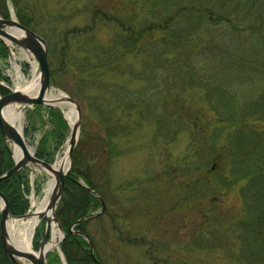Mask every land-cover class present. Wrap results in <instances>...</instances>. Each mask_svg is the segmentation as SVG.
<instances>
[{
  "label": "trees",
  "instance_id": "1",
  "mask_svg": "<svg viewBox=\"0 0 264 264\" xmlns=\"http://www.w3.org/2000/svg\"><path fill=\"white\" fill-rule=\"evenodd\" d=\"M124 1L87 0L85 7L91 26L68 32L79 44L78 50L82 54L78 55L81 56L70 52V38L66 32L58 57L59 64L63 65L55 67L49 60L53 85L57 84L56 72L63 70L64 64H70L72 60L80 58L83 73L102 71L87 82L98 84L102 91L94 98L101 117V131L83 133L82 129L83 136L80 135L74 148L72 171L65 179L64 196L57 209L66 232L61 247L67 264H97L89 242L69 230L74 221L100 205L99 200L77 180L82 176L84 182L104 198L101 184L109 177L103 159L109 157L105 155L107 147L114 150L115 137L126 132L127 124L122 122L123 118L132 117L138 106L142 120H155L157 136L163 135L168 140L178 133L174 127L181 119L201 131H208L211 126L214 128L215 141L220 140L221 147L213 151L211 159L229 166L228 178L219 177L222 189H229L241 180L245 182L240 190L242 205L239 209H230V204L224 202L217 205L218 209L212 214L216 223L214 232L239 263L264 264V0H153L151 8L150 0H142L137 19L134 13L137 2L128 11L126 5L121 7ZM12 2L20 22L42 36L37 29V16L24 9L22 0ZM5 3L6 0H0V13L9 17ZM100 28L111 30L105 43L97 42L96 32ZM205 32L211 39L203 43L197 35ZM162 45H166V49L163 50ZM52 49L50 45V53ZM171 51L172 57L168 56ZM7 55L8 47L0 40V57ZM140 56L143 66L134 72V63H127L128 57L137 59ZM127 67L131 76L140 82L135 89L108 80ZM5 78L0 72V79ZM177 82L186 89L188 86L202 87L199 101L194 106L196 111H185L187 113L180 115V119L173 118L176 117L173 113L158 111L165 90L180 86ZM8 92L10 90L0 84V93ZM123 106H126L125 113L118 115ZM47 108L56 125L41 140L36 155L54 162L50 138L59 148L65 122L61 115L57 116L58 108ZM13 166L14 161L0 130V175ZM22 176L12 175L0 182V191L7 196L11 213L16 216L24 214L30 205L25 197L29 186L25 175ZM199 186L197 189L201 194L197 195L205 192L212 193L213 197L225 194L208 179L202 180ZM194 188L187 187L185 197L188 200L195 198L192 196ZM89 220L74 229L84 231L92 239L86 229ZM118 229L124 241L143 244L142 239L125 235L121 228ZM39 234L37 231L34 239L36 249L40 246ZM96 247L94 244L96 258L106 264ZM0 264H13L4 251L1 236Z\"/></svg>",
  "mask_w": 264,
  "mask_h": 264
},
{
  "label": "rangeland",
  "instance_id": "2",
  "mask_svg": "<svg viewBox=\"0 0 264 264\" xmlns=\"http://www.w3.org/2000/svg\"><path fill=\"white\" fill-rule=\"evenodd\" d=\"M22 2L25 10L37 16L35 17L37 29L46 39L49 51L50 45L53 48L52 53L49 52V60H52L55 67L61 68L63 65L59 64L58 57L62 52L66 32L70 38V52L81 56L78 55L82 54L78 50L79 44L68 32L91 26L85 7L87 0H22ZM133 3L137 4H134L137 19L136 13L141 11L138 8L142 6V0H125L121 7L126 5L128 11H131ZM153 3V0H150V8L151 4L153 7ZM5 7L9 11V16L11 11L16 15V7L12 0H6ZM110 33L109 28L97 29V42L105 43L111 36ZM197 36L202 38L203 43L211 39L210 34L206 32ZM8 46L7 57H0V72L6 77L4 80L0 79V84L10 90L16 88V65L20 66L21 72L27 78L32 77L34 65L37 71L39 67L35 58L17 44L9 42ZM161 48L166 49V45H162ZM173 55L172 51L168 53V56ZM80 61L79 58L72 60L70 64H64L63 70L56 72L57 84L53 86L79 101L82 107L81 131L83 129V133L86 131L95 133L101 131L102 123L94 98L102 91L98 84L87 82L95 79L102 71L83 73ZM142 62L141 56L137 59L128 57L127 61L134 63V72L139 71L143 66ZM129 70V68L119 70L108 80L113 79L135 89L140 82L131 76ZM201 93L202 87L199 85L188 86L186 89L180 83V86L165 90L163 104L158 111L173 113L176 116L173 118L180 119V115L187 113L185 111L192 113L196 111L194 106L199 101ZM13 107L20 110L22 106ZM124 108L126 106L118 111V115L125 113ZM58 110L57 116L61 115L64 118L65 125L62 127L63 140L59 148L50 138L53 161L63 155L71 134L69 121L63 111ZM136 110L132 117L123 118L122 122L127 124L126 132L115 137L114 150L110 151L111 149L107 147L105 155L109 157L103 158L109 172V177L104 178L101 184L105 194L106 210L99 215L101 218L93 217L86 225L102 260L106 264H241L228 253L214 232L216 223L212 214L220 206L218 204L224 202L230 204V209H239L242 205L240 190L245 184L241 180L233 183L229 189H222L219 177L228 178L229 166L219 163L217 159H211L213 151L221 147L220 140L215 141L214 128L211 126L208 131H201L181 119L178 126L174 127L178 133L172 135V140H168L163 135L157 136L155 120L152 118L142 120L139 115L141 108L138 106ZM206 112L210 113L207 110ZM20 124L26 143L35 153L41 140L46 134L51 133L56 125L47 106L37 108L35 104L22 109L20 121H17L16 125ZM9 146L13 149V143H9ZM11 157L14 161L13 153ZM24 175L29 186L25 196L30 204L26 211L28 212L32 208L30 199L32 192L36 197H41L48 176L43 171L31 167L25 168ZM204 179H208L219 190H224L225 194L219 193L221 195L218 194L217 197H213L209 192L197 195L201 194L197 188ZM78 180L84 182L82 176L78 177ZM189 186H195L192 189V196L195 198L188 200L185 195ZM99 210L101 204L94 206L90 211ZM112 217L115 218L114 221ZM118 228H121L125 235L142 239L143 244L136 245L124 241L119 236ZM37 231L40 233L41 242L45 235V222H41L35 237ZM42 232L44 234L41 236ZM63 241L64 238L61 245ZM47 255L51 256L48 258L51 264H63L57 246Z\"/></svg>",
  "mask_w": 264,
  "mask_h": 264
},
{
  "label": "water",
  "instance_id": "3",
  "mask_svg": "<svg viewBox=\"0 0 264 264\" xmlns=\"http://www.w3.org/2000/svg\"><path fill=\"white\" fill-rule=\"evenodd\" d=\"M0 40L6 43L8 46L9 42L17 44L19 47L24 49L28 54L33 56L38 63L39 71V80L40 88L36 94H28L22 91L21 89H13L10 93L0 94V129L4 137L5 143L9 152L12 154L13 150L10 148L9 143H18L22 146L24 152L21 157L18 159L14 158V166L0 175V182L6 180L12 175L17 174L20 178L22 176V171L31 167L35 170L43 171L46 175L51 173L54 175V184L49 195V208L52 212V218L57 222L59 228L62 230L65 238L66 232L57 216V209L60 205L62 198L64 196L65 190V179L70 176L73 166V151L76 147L80 131H81V118H82V107L78 100L71 97L68 94L60 96L55 100H48V93L51 91L54 86L51 83V70L49 63V47L48 43L44 37L35 32L32 28L27 27L22 24L18 17L13 11H11L10 17L0 16ZM61 103H65L67 106L71 105L76 111V119L74 124L71 126V134L68 138L67 147L63 153L64 158L68 159L67 167L61 166L60 168H55L54 163H50L45 159L39 158L36 156L35 152L30 153L26 147L25 141L23 139V134L20 133L18 126L8 121L4 115V110L8 106L20 105L22 106L20 110L24 109L27 105H44L53 108H59L64 112V109L61 106ZM48 172V173H47ZM48 174V175H49ZM47 175V176H48ZM77 182L83 186L91 195L95 196L100 204L101 210L91 212L84 217H81L74 221L70 226L69 230L75 234L84 237L90 244L91 254L97 264H103L99 261L94 252V243L92 239L81 230H75L74 227L81 224L85 220L97 217L100 214L104 213L106 210V203L104 198L98 194L93 188L88 184L77 180ZM0 201L2 205L0 207L1 220H0V236L3 242V247L6 255L11 259L13 264H22V261H29L32 264H48L47 253L44 251L45 244L49 241L51 236V230L49 227L48 218L41 215V219H45V235L41 240L40 246L38 249L34 247L32 243L30 250H25L14 245L8 234V222L10 219H24L29 213L28 212L22 215H13L10 210V204L7 196L4 192L0 191ZM60 239L57 249L59 251L60 257L63 264H67L65 255L61 249V240ZM34 241V240H33Z\"/></svg>",
  "mask_w": 264,
  "mask_h": 264
},
{
  "label": "bare ground",
  "instance_id": "4",
  "mask_svg": "<svg viewBox=\"0 0 264 264\" xmlns=\"http://www.w3.org/2000/svg\"><path fill=\"white\" fill-rule=\"evenodd\" d=\"M16 84L15 87L17 89H21L25 93L28 94H36L37 91L40 88V80L39 75L36 66H33L32 70V77L27 78L24 76V74L21 72L20 66L16 65ZM64 93L57 90L56 88H52L51 91L48 93L47 97L48 100H55L56 98L63 96ZM62 108L64 109L65 116L69 123L72 125L75 122L76 119V111L71 106L68 105L66 108L65 103H61ZM22 114V110H18L14 108L13 106H8L4 110V115L8 121H10L13 124H17V121H20V116ZM18 129L20 130V133L23 134L22 131V125L20 124L18 126ZM24 141L25 138L23 137ZM26 147L30 153H33L32 147H30L26 141H25ZM13 156L15 159H18L22 156L24 150L22 146L18 143H13ZM68 165V159L64 158L63 155L56 158L54 162L55 168H60L61 166L67 167ZM48 173V172H47ZM49 174V173H48ZM47 174V175H48ZM54 175L51 173L48 175L47 181L44 186V194L41 197H36L34 192L31 194V211L29 215L24 219H10L8 222V234L10 237L11 242L16 245L17 247H20L25 250H30L31 245L33 243L35 233L37 228L41 225V222H45V219H41L40 214H44L46 218H48L49 221V227L51 230V238L50 240L45 244L44 251L48 253L50 250H52L55 246L58 245L60 239L62 238L63 232L59 228L57 222L52 218V212L49 208V195L52 190L53 184H54ZM33 181V179H32ZM32 184V183H31ZM33 185V184H32ZM2 205V202H0V207ZM22 264H32L29 261H22Z\"/></svg>",
  "mask_w": 264,
  "mask_h": 264
},
{
  "label": "flooded vegetation",
  "instance_id": "5",
  "mask_svg": "<svg viewBox=\"0 0 264 264\" xmlns=\"http://www.w3.org/2000/svg\"><path fill=\"white\" fill-rule=\"evenodd\" d=\"M38 106H42V105H38ZM37 106V107H38ZM1 130V129H0ZM6 144V143H5ZM6 147H7V145H6ZM7 150H8V148H7ZM9 151V150H8ZM25 170V169H24ZM24 170L22 171V175L24 174ZM16 175V174H15ZM20 178V177H19ZM21 178H22V176H21Z\"/></svg>",
  "mask_w": 264,
  "mask_h": 264
}]
</instances>
